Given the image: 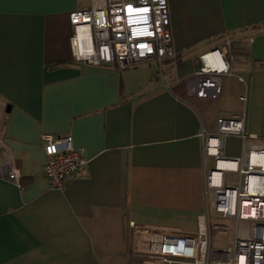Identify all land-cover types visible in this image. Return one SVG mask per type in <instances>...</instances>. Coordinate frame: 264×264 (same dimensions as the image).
I'll list each match as a JSON object with an SVG mask.
<instances>
[{
    "label": "crops",
    "instance_id": "1",
    "mask_svg": "<svg viewBox=\"0 0 264 264\" xmlns=\"http://www.w3.org/2000/svg\"><path fill=\"white\" fill-rule=\"evenodd\" d=\"M83 6L0 0V264H140L128 221L195 229L203 218L212 247L205 133L242 116L264 144V0H168L174 57L126 68L72 60L69 13ZM218 46L233 55L220 94L188 92L198 55ZM43 134L71 135L88 159L61 189L43 174ZM244 148L223 141L225 156Z\"/></svg>",
    "mask_w": 264,
    "mask_h": 264
},
{
    "label": "built area",
    "instance_id": "2",
    "mask_svg": "<svg viewBox=\"0 0 264 264\" xmlns=\"http://www.w3.org/2000/svg\"><path fill=\"white\" fill-rule=\"evenodd\" d=\"M69 22V53L77 63L126 68L149 58L161 65L175 55L168 0H87L86 6L69 13ZM232 59L219 46L199 54L187 91L217 97L222 76L232 74ZM243 122L242 116L218 117L216 130L206 132L204 141L205 153L215 157L205 187L213 194L214 212L232 223L231 243L221 250L210 247L203 218L195 229L128 221V255L139 258L140 264H264V144L251 141L256 136L244 132ZM230 134L246 145L238 157L223 154V141ZM41 143L47 157L43 174L50 188L61 189L83 173L88 159L73 145L71 135L43 134ZM6 176L21 186L17 169L11 167Z\"/></svg>",
    "mask_w": 264,
    "mask_h": 264
},
{
    "label": "rangeland",
    "instance_id": "3",
    "mask_svg": "<svg viewBox=\"0 0 264 264\" xmlns=\"http://www.w3.org/2000/svg\"><path fill=\"white\" fill-rule=\"evenodd\" d=\"M81 4L87 5V0H79ZM212 197V196H211ZM211 245L212 247H226L231 243L233 228L232 224L226 218H222L219 214L211 210Z\"/></svg>",
    "mask_w": 264,
    "mask_h": 264
},
{
    "label": "bare ground",
    "instance_id": "4",
    "mask_svg": "<svg viewBox=\"0 0 264 264\" xmlns=\"http://www.w3.org/2000/svg\"><path fill=\"white\" fill-rule=\"evenodd\" d=\"M219 165H224V164L220 162Z\"/></svg>",
    "mask_w": 264,
    "mask_h": 264
}]
</instances>
